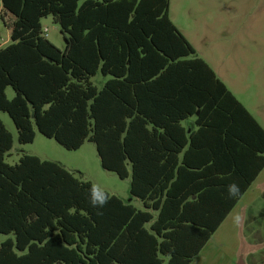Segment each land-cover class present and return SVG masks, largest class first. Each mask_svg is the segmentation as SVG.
Returning a JSON list of instances; mask_svg holds the SVG:
<instances>
[{
  "label": "trees",
  "instance_id": "16d2710c",
  "mask_svg": "<svg viewBox=\"0 0 264 264\" xmlns=\"http://www.w3.org/2000/svg\"><path fill=\"white\" fill-rule=\"evenodd\" d=\"M81 1L0 0L14 17L0 111L23 145L36 130L70 151L94 143L104 169L131 178V199L37 156L6 163L0 119V234L15 236L0 264H192L264 170V128L197 57L171 0Z\"/></svg>",
  "mask_w": 264,
  "mask_h": 264
},
{
  "label": "rangeland",
  "instance_id": "374dc122",
  "mask_svg": "<svg viewBox=\"0 0 264 264\" xmlns=\"http://www.w3.org/2000/svg\"><path fill=\"white\" fill-rule=\"evenodd\" d=\"M170 18L199 57L214 69L264 128V0H171ZM13 20V16H5L0 3V49L12 44L9 23ZM42 24L44 31H49V41L65 50V35L55 19L48 17ZM109 79L100 73L92 82L102 88ZM7 94L10 100L15 96L12 88H8ZM0 119L14 139V147L5 157L6 163L16 165L24 155L37 156L62 164L76 178L92 182L111 195L131 199V178L122 180L117 173L104 169L94 143L88 141L81 149L70 151L36 130L35 142L23 145L11 116L0 111ZM263 191L264 173L243 198L240 204L243 211L239 207L234 212L195 264H240L242 258L247 264H264ZM132 203L144 210L142 201L134 199ZM9 239L15 236L0 234V245Z\"/></svg>",
  "mask_w": 264,
  "mask_h": 264
},
{
  "label": "crops",
  "instance_id": "0c3cea01",
  "mask_svg": "<svg viewBox=\"0 0 264 264\" xmlns=\"http://www.w3.org/2000/svg\"><path fill=\"white\" fill-rule=\"evenodd\" d=\"M197 57H199V55H198V52H197ZM200 58V57H199ZM202 59V58H201ZM205 61V60H204ZM206 62V61H205ZM207 63V62H206ZM208 64V63H207ZM209 65V64H208ZM210 66V65H209ZM211 67V66H210ZM212 68V67H211ZM213 69V68H212ZM214 70V69H213ZM216 73V72H215ZM216 75L218 76V74L216 73ZM218 78H219V76H218ZM220 79V78H219ZM221 80V79H220ZM222 81V80H221ZM228 87V86H227ZM229 88V87H228ZM233 93V92H232ZM234 94V93H233ZM235 95V94H234ZM238 99V98H237ZM239 100V99H238ZM194 122H195V118L194 119H192V121L190 122L191 124H193V126H194ZM190 123H186V125H188V124H190ZM194 129H196V127L194 126ZM189 132H191V130H189ZM263 173H264V170L260 173V175L257 177V179H256V181L252 184V186L250 187V189L248 190V192L242 197V199L239 201V203H238V205L235 207V209L232 211V213L229 215V217L226 219V221L230 218V217H232V215L234 214V212L240 207V204H241V202H242V200H243V198L244 197H246L247 196V194L249 193V191L252 189V187L257 183V181L259 180V178L263 175ZM261 186V185H260ZM262 194V198L264 199V191L261 193ZM243 209H244V207L243 206H241L240 207V212L241 211H243ZM251 209V208H250ZM264 210V209H263ZM263 210H262V212H263ZM241 217H242V215H241ZM243 218V217H242ZM225 221V222H226ZM249 221V218L248 219H246V221H244V224L245 223H247ZM225 222L223 223V225L225 224ZM239 223H240V221H239ZM223 225L220 227V228H222L223 227ZM220 230V229H219ZM218 230V231H219ZM205 249V248H204ZM204 251V250H203ZM203 251L200 253V255L199 256H197L195 259H194V261H193V263L192 264H195L196 263V259H198L200 256H201V254L203 253ZM198 264H204V262H200V263H198ZM240 264H247V262H246V260L244 259L243 260V258H242V261L240 262Z\"/></svg>",
  "mask_w": 264,
  "mask_h": 264
},
{
  "label": "clouds",
  "instance_id": "9594fccd",
  "mask_svg": "<svg viewBox=\"0 0 264 264\" xmlns=\"http://www.w3.org/2000/svg\"><path fill=\"white\" fill-rule=\"evenodd\" d=\"M234 187V186H233ZM93 203L95 204V203H97V201L95 200V199H93ZM101 204L103 203V202H100Z\"/></svg>",
  "mask_w": 264,
  "mask_h": 264
},
{
  "label": "built area",
  "instance_id": "2783aa9c",
  "mask_svg": "<svg viewBox=\"0 0 264 264\" xmlns=\"http://www.w3.org/2000/svg\"><path fill=\"white\" fill-rule=\"evenodd\" d=\"M48 32H49L48 30L45 31L46 36H48Z\"/></svg>",
  "mask_w": 264,
  "mask_h": 264
}]
</instances>
